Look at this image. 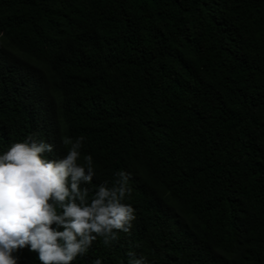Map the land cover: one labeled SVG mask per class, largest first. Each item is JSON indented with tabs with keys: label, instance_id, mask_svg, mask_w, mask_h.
I'll use <instances>...</instances> for the list:
<instances>
[{
	"label": "trees",
	"instance_id": "trees-1",
	"mask_svg": "<svg viewBox=\"0 0 264 264\" xmlns=\"http://www.w3.org/2000/svg\"><path fill=\"white\" fill-rule=\"evenodd\" d=\"M30 135L85 138L90 198L131 173V234L72 264H264V0H0V155Z\"/></svg>",
	"mask_w": 264,
	"mask_h": 264
},
{
	"label": "clouds",
	"instance_id": "clouds-1",
	"mask_svg": "<svg viewBox=\"0 0 264 264\" xmlns=\"http://www.w3.org/2000/svg\"><path fill=\"white\" fill-rule=\"evenodd\" d=\"M84 139L62 137L67 152L58 160L44 155L53 144L31 135L0 155V264H17L14 253L25 247L41 264H72L98 237L108 246L118 233L131 234L135 209L125 203L131 173L116 172L115 182L101 183L90 198L81 185L91 184L96 173L90 154L78 163ZM128 256V264H151L131 250Z\"/></svg>",
	"mask_w": 264,
	"mask_h": 264
}]
</instances>
